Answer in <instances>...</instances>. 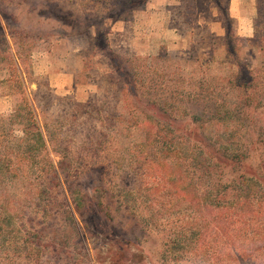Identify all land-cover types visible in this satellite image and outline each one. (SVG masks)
Instances as JSON below:
<instances>
[{
  "label": "rangeland",
  "instance_id": "rangeland-1",
  "mask_svg": "<svg viewBox=\"0 0 264 264\" xmlns=\"http://www.w3.org/2000/svg\"><path fill=\"white\" fill-rule=\"evenodd\" d=\"M241 188L264 225V0H0V264H203L192 210L240 255Z\"/></svg>",
  "mask_w": 264,
  "mask_h": 264
},
{
  "label": "trees",
  "instance_id": "trees-1",
  "mask_svg": "<svg viewBox=\"0 0 264 264\" xmlns=\"http://www.w3.org/2000/svg\"><path fill=\"white\" fill-rule=\"evenodd\" d=\"M130 1L131 0H126L127 3H129ZM23 126L24 127H22V131L25 134V137L23 139H29L28 137L32 135L33 137L31 139H33V141H30L31 144L33 142L39 144L41 147L45 146L44 136L38 128L28 130L25 129V125ZM241 190L242 195L240 193L236 195V204L239 203V205H237L238 207H236L238 220L235 221V223L238 224L237 226L239 233L243 232L244 235H247V237H244L241 241H237V244L240 245V248L242 250L240 255H238V253L235 251L236 249L234 246L236 241L233 239V235H223L222 237L218 238L219 240H216V238L210 239V242H213L214 245H216L215 243H218L212 248L207 246V244H209V241H206L204 237L198 238L200 235V231L197 229L198 223L194 224L197 218L195 211L192 209L191 210L193 211L195 216H191L192 220L188 224L189 236L183 235V229L178 231V234L175 235L173 239L174 242L172 244V249L180 247L181 245H191L192 249L200 251V257L203 264H264V225L262 223L260 225H255V223L253 222L251 224H248L246 221L244 222L242 220L246 216V213L248 216L251 215V212H254L255 205L253 204V202L248 201V199L251 197L248 190L247 193L243 191V188H241ZM179 196L183 198L188 197L193 200L194 195H188L184 192L181 194L179 193ZM251 221L252 220L250 219V222ZM206 224V221H204L203 225ZM231 229H235L233 227V224ZM181 235L183 236L181 237ZM198 240L200 245L194 246V241ZM235 256L240 257L238 258L239 262H236Z\"/></svg>",
  "mask_w": 264,
  "mask_h": 264
}]
</instances>
